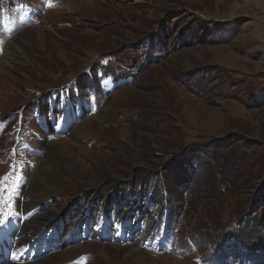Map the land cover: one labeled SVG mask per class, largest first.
<instances>
[{
  "label": "rangeland",
  "instance_id": "374dc122",
  "mask_svg": "<svg viewBox=\"0 0 264 264\" xmlns=\"http://www.w3.org/2000/svg\"><path fill=\"white\" fill-rule=\"evenodd\" d=\"M8 3L16 29L38 17L0 23V188L19 158L20 197L60 216L55 244L89 218L57 264H264V0Z\"/></svg>",
  "mask_w": 264,
  "mask_h": 264
},
{
  "label": "bare ground",
  "instance_id": "6f19581e",
  "mask_svg": "<svg viewBox=\"0 0 264 264\" xmlns=\"http://www.w3.org/2000/svg\"><path fill=\"white\" fill-rule=\"evenodd\" d=\"M19 44L20 42H17V41L15 43L9 44L10 45L9 53L10 51L12 52V57H10L9 54L5 56V57H8L7 59L8 62H6L5 65H7V63L10 64L8 65V67L10 68H12L14 65V63L12 62H14L19 56H22L23 47L20 46ZM105 118L106 117L102 116V113H101L100 115L96 116L95 118L91 120L99 119L100 121L103 122ZM54 124L58 125L59 123H53V125ZM81 129L85 130V127L81 126ZM34 149L37 150L36 146H34ZM5 153L8 155L7 152ZM49 157L51 156H47L46 160L53 159L52 157L51 158ZM17 159H18L17 162L20 166L19 158ZM24 173H26L25 170H24ZM12 180H13L12 178L7 177L3 182L4 184L3 187L0 189H7L5 193H10L11 190H14V186H12L13 185ZM35 181L33 182L31 188L32 187H35L37 189L40 188L38 185H36ZM48 183H49L47 186L48 189L58 188V186L60 185V184L55 183V181H52L51 179L49 180ZM22 185L23 183L20 185L19 184L17 185L18 193L15 194L13 197L14 207L11 211L7 212L6 217H4L5 215L3 214V212L8 211V209L0 208V264H57V260L59 259L58 255H56L58 249L67 247L68 245L72 246L77 238L81 240L80 241L81 243L86 237L90 236L84 230L86 229L85 225L88 223L89 218L85 216L84 214H80L79 219L75 220L78 228L79 229L82 228L83 230L81 229L82 231L81 233L75 234L74 240H72L70 244L68 242L72 239L75 233L73 230V228H75L74 223L72 225L70 232H68V234H66L65 237L61 236V238H64V239H62L60 242L55 244L54 243L55 238L49 239L47 237H44L43 234L46 233L48 230L55 228L56 224L60 220V216L57 215V211H54V207L52 206L51 201H48L47 206H42V204L33 203V201H35L33 200L34 195L30 191H29L28 198L20 197L21 195L20 191L22 190ZM27 189H28V186H27ZM0 193H2V191H0ZM28 201H29V204L27 203ZM21 202L25 204L27 203V204L22 205ZM49 204H51V206ZM81 222H84V228L81 227L80 225ZM108 222L111 223V221H108ZM109 223H107V225L104 228L109 227ZM60 224L61 223H59L58 225ZM113 225H114V228H116L114 231L115 239H121L120 237L124 238L126 236L129 237L121 221H116V223H113ZM101 233L99 234L100 236L102 237L106 236L103 231ZM62 234L63 232H61V235ZM68 236H69V239H68ZM139 240L137 241V243H140L142 239L140 241ZM74 248L77 251L76 253H81L82 251L85 250L86 244L83 243L80 246H74ZM4 252H7L9 254L8 261H5L4 259ZM71 261L72 260H68L66 264H71L70 263Z\"/></svg>",
  "mask_w": 264,
  "mask_h": 264
},
{
  "label": "snow or ice",
  "instance_id": "6c2138e0",
  "mask_svg": "<svg viewBox=\"0 0 264 264\" xmlns=\"http://www.w3.org/2000/svg\"><path fill=\"white\" fill-rule=\"evenodd\" d=\"M0 191H7V189H0Z\"/></svg>",
  "mask_w": 264,
  "mask_h": 264
}]
</instances>
